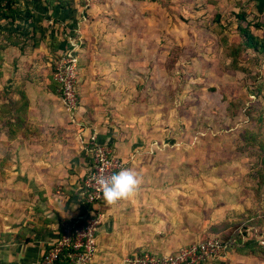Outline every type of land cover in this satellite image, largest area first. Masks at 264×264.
<instances>
[{
  "label": "crops",
  "instance_id": "1",
  "mask_svg": "<svg viewBox=\"0 0 264 264\" xmlns=\"http://www.w3.org/2000/svg\"><path fill=\"white\" fill-rule=\"evenodd\" d=\"M239 8H249L253 14L247 18L254 16L264 25V0H240ZM9 24L5 29H10ZM50 31L39 37L35 26L32 37H16L15 45L1 41L0 111L5 108L6 113L0 112V264H38L57 238L59 221L83 212L79 186L90 164L87 140L92 135L110 146L122 168L138 172L143 183L133 197L118 205L96 206L103 220L88 264H120L127 252L141 245L166 254L189 244L197 238L196 219L189 224L173 221L165 232L159 222L166 209L161 202L177 195L166 171L171 165L177 167L172 163L177 160L161 144L166 127L178 119L168 111L166 68H135L134 59L140 56L135 54L132 30L118 40L103 38L101 53L92 54L85 41L77 49L81 59L76 69V106L69 112L53 90L50 68L43 66L49 65L52 52L65 46V38ZM53 38L58 41L56 50ZM140 48L139 54L145 56L147 48ZM225 184L226 178H210V235L226 232L225 225L220 230L215 223L232 225L236 218L238 232L253 227L255 232L249 234L264 233V196L255 200L258 193L246 197ZM260 184L264 195V180ZM244 210L250 216L242 214ZM141 216L146 217L143 222L138 221ZM256 262L264 264V258L226 250L202 264Z\"/></svg>",
  "mask_w": 264,
  "mask_h": 264
},
{
  "label": "rangeland",
  "instance_id": "2",
  "mask_svg": "<svg viewBox=\"0 0 264 264\" xmlns=\"http://www.w3.org/2000/svg\"><path fill=\"white\" fill-rule=\"evenodd\" d=\"M68 1L70 5L64 9L55 7L48 10L42 9L44 3L37 0H27L25 5L24 0L17 2L22 6L23 15L26 14L23 6L31 10L30 19L35 18L32 21L36 22L34 25L39 37L47 29L51 30L50 33L55 32L56 38L63 36V52L73 43L75 72L81 59L77 49L82 47V43H88L92 54L96 51L101 53L99 48L103 38L114 36L118 40L127 29L134 34L132 43L136 46L135 54L140 56L134 59L135 68H166L170 82L166 89L168 111L170 116L175 115L178 119L166 127V139L161 144L168 148L173 160H177L172 161L177 163V167L171 165L166 170L177 195L161 202L166 207L159 219L163 231L171 228L173 221L189 224L191 219H196L197 238H191L189 243L210 237L221 241L230 234L232 244L227 249L230 254L238 251L250 257L264 258L260 247L259 256L243 248L248 239L257 245L255 238L258 234H249L255 232L253 227L246 232L240 228L238 232L235 228L238 218L232 225L224 221L215 223L217 227L225 225L226 232L210 235V178H226V187L238 188L246 197L258 193L255 200L264 196L260 195L262 187L258 183L260 179L264 180L263 149L259 147L264 145V53H242L240 63L246 71L230 67V59L226 55L227 43L238 40L232 14L240 0ZM248 9L250 17L253 13ZM7 24L0 19V35L4 34ZM21 25L29 29L26 23ZM14 26L9 24L8 28L13 29ZM252 31L259 33L254 28ZM141 46L147 48L145 56L139 54L143 50ZM58 57L54 53L48 60L49 65H43L50 68L49 73L47 71L50 79L53 62ZM53 90L57 93L55 84ZM0 112L6 113V109ZM157 142L153 140V144ZM214 187L223 186L215 184ZM249 208H254V205ZM242 214L248 212L244 210ZM202 215L206 216L203 221ZM145 219L141 216L138 221ZM142 249L147 248L141 245L127 253Z\"/></svg>",
  "mask_w": 264,
  "mask_h": 264
},
{
  "label": "built area",
  "instance_id": "3",
  "mask_svg": "<svg viewBox=\"0 0 264 264\" xmlns=\"http://www.w3.org/2000/svg\"><path fill=\"white\" fill-rule=\"evenodd\" d=\"M73 45V43H72ZM65 49L55 63L52 79L57 93L67 111L76 106L74 47ZM90 164L79 186V200L83 212L75 217L61 219L57 238L43 252L38 264H88L96 251V232L103 215L96 206L106 204L96 191L92 179L101 173L110 175L123 167L122 160L112 152L108 144L98 142L95 136L87 140ZM257 245L264 251V233L256 235ZM228 245L217 238H206L181 246L166 254H156L142 249L126 254L120 264H202L224 253Z\"/></svg>",
  "mask_w": 264,
  "mask_h": 264
},
{
  "label": "trees",
  "instance_id": "4",
  "mask_svg": "<svg viewBox=\"0 0 264 264\" xmlns=\"http://www.w3.org/2000/svg\"><path fill=\"white\" fill-rule=\"evenodd\" d=\"M18 0H0V19L4 21H8L11 25L14 24L13 29H6L4 31V34L0 35V50L3 48L2 46V38L6 41H10L12 45H15L16 43L13 41L14 38H26V37H32L34 34V23L32 19H30L31 10L25 6L24 11H26V14L23 15L21 12V4H18ZM27 0H24V5ZM39 2H43V6L41 7L44 10L53 9L55 7H59L60 9L66 8L68 5H70V2L68 0H37ZM235 18V26L237 31L238 40L236 42H230L227 43L226 46V55L229 57V65L233 69L240 70V71H246L245 67L241 65L240 61L242 60L241 54L247 53V51H251L254 55L262 54L264 53V25L261 24L258 20H254V16L251 17V19L247 18L248 12L243 9L239 8L236 13L233 14ZM30 19V20H29ZM22 23H26V26L29 27V29H24L22 27ZM252 28L255 30H258L259 33L256 34L252 31ZM53 50H56V47L58 46V41L56 38H53ZM54 53H57L59 57L57 58V61L60 59V57L63 54V49L59 51L52 52V55ZM57 61L53 62L52 67L54 68V65ZM53 68H51V80L57 87L56 82L52 79V72ZM264 100V96H263ZM260 149H263L262 152V159H264V145L261 144ZM264 165V164H263ZM263 180V179H262ZM258 183H260L262 181ZM221 227V225H220ZM222 242L226 243L228 248L231 246L232 242H230V234H228L224 239H221ZM239 241V240H238ZM243 248L249 249L248 251L250 254L259 256L261 251L259 246L253 245V241L248 239L244 242ZM65 262V259H62L58 262V264H63Z\"/></svg>",
  "mask_w": 264,
  "mask_h": 264
},
{
  "label": "clouds",
  "instance_id": "5",
  "mask_svg": "<svg viewBox=\"0 0 264 264\" xmlns=\"http://www.w3.org/2000/svg\"><path fill=\"white\" fill-rule=\"evenodd\" d=\"M96 191L108 206L118 205L133 197L140 189L143 178L133 168H122L110 175L103 173L92 178Z\"/></svg>",
  "mask_w": 264,
  "mask_h": 264
}]
</instances>
